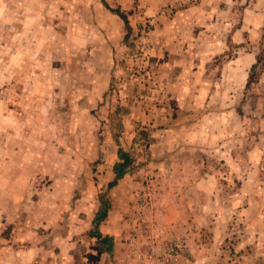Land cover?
Wrapping results in <instances>:
<instances>
[{"label": "rangeland", "instance_id": "rangeland-1", "mask_svg": "<svg viewBox=\"0 0 264 264\" xmlns=\"http://www.w3.org/2000/svg\"><path fill=\"white\" fill-rule=\"evenodd\" d=\"M147 1L0 0V264H124L158 201L182 262L264 264V0ZM160 15L180 37H152ZM103 194L113 254L91 235Z\"/></svg>", "mask_w": 264, "mask_h": 264}, {"label": "built area", "instance_id": "built-area-1", "mask_svg": "<svg viewBox=\"0 0 264 264\" xmlns=\"http://www.w3.org/2000/svg\"><path fill=\"white\" fill-rule=\"evenodd\" d=\"M159 203V204H158ZM159 201L152 210L148 237L142 245L131 248L124 264H178L186 257L188 240L186 235H177L172 226H165L160 221Z\"/></svg>", "mask_w": 264, "mask_h": 264}, {"label": "trees", "instance_id": "trees-1", "mask_svg": "<svg viewBox=\"0 0 264 264\" xmlns=\"http://www.w3.org/2000/svg\"><path fill=\"white\" fill-rule=\"evenodd\" d=\"M123 18V13H120ZM262 61V54L256 56V62L251 66L248 78V86H250L258 75L259 63ZM147 135L145 131H139L138 135L134 138V141L131 145V150L125 148L119 139V136L116 135V142L118 144L117 160L112 165V171L114 173V179L109 182L108 189H112L118 184L120 180L125 178L128 175H131L136 168L135 158L132 156V151L134 150L135 143L139 142L143 137ZM111 208V202L106 194L100 196V206L96 213L94 219V230L91 232L92 236H95L100 243V250L113 254L114 251V236L111 234H103L100 230L101 224L108 217L109 210Z\"/></svg>", "mask_w": 264, "mask_h": 264}, {"label": "crops", "instance_id": "crops-1", "mask_svg": "<svg viewBox=\"0 0 264 264\" xmlns=\"http://www.w3.org/2000/svg\"><path fill=\"white\" fill-rule=\"evenodd\" d=\"M167 0H148L147 1V4H148V14L150 15H154L155 14V11L161 6V5H164L166 3ZM170 2V1H169ZM172 2V0H171ZM103 3L106 4V0H103ZM159 10V9H158ZM124 20V19H123ZM154 21L157 23V27H158V30L155 31V34L152 36L154 38H159V39H162V38H177V37H180L181 34L183 33V31L180 29L178 30V27H176V29L173 31L172 29L171 30H168V25H167V20L166 18L163 16V15H160V16H155L154 18ZM128 21L126 20V24L128 25ZM180 28V27H179ZM167 42V41H166ZM168 44V43H166ZM167 49L169 48H178L180 49L181 51H185V48H186V42L181 40V39H177L176 41H171L169 43V45L166 46ZM156 49V48H155ZM177 52V51H176ZM106 66H108V68H112V64H109L107 63ZM92 72H95V70L97 69H93L90 68L89 69ZM112 71V69H110ZM120 71L116 68V70L114 69V74L116 76V74H120L119 73ZM111 75V74H110ZM104 77V76H103ZM111 77H113V71H112V75ZM111 77L108 76V80L107 81H103V82H99L100 84L99 85H102V86H107L109 83H111ZM106 78V77H104ZM90 85L88 86L87 90H90V95L93 97L94 96V93H95V88L97 87L96 84H98V82H93V81H90L89 83ZM95 85V87L93 88V86ZM109 100V98H108ZM112 119L115 121V124L112 123V127L113 129H116L118 128V131L117 132H120V133H123L124 131V126H123V123H122V113L120 112V110H116L115 112L112 110ZM119 124V125H118ZM126 148V146H125ZM128 149V148H127ZM178 264H186V261H181L180 263Z\"/></svg>", "mask_w": 264, "mask_h": 264}]
</instances>
